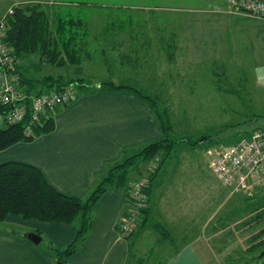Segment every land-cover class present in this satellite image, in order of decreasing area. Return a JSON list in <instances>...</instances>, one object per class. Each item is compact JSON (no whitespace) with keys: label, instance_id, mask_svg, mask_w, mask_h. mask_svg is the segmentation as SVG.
<instances>
[{"label":"crops","instance_id":"obj_1","mask_svg":"<svg viewBox=\"0 0 264 264\" xmlns=\"http://www.w3.org/2000/svg\"><path fill=\"white\" fill-rule=\"evenodd\" d=\"M56 1L0 0V21L12 6L62 4ZM181 1L183 4L184 0ZM206 2L209 10H192L187 18L191 23L187 25L186 32H174V51L164 53L163 58L174 64L176 69L184 67L187 71L184 74L190 77H194L196 70L190 72L187 67L209 65L208 74L215 77L214 71H218V68L239 64L245 54H249L248 58L256 66L255 74L259 76L257 67L260 65L261 76L264 77V18L251 17L236 9L229 10L227 0H202L201 4ZM189 11L185 7L174 9L175 13L182 14ZM131 16L133 20L151 19L150 14ZM233 21L236 23L232 25ZM192 22H198L196 26L202 28L191 29ZM210 22L212 29L207 28ZM121 26L112 23L101 34L88 33L82 49L87 60L101 61L110 76L117 79L122 78L121 74L113 75L111 70L146 69L149 62L157 61L165 50L163 39H153L156 38L154 30H125ZM233 26L241 27L233 30ZM39 63L48 67L41 61ZM60 76L63 77H56ZM75 76L85 80L87 87L75 90L76 99L68 107H58L54 113V131L39 136L33 142H20L0 152V165L16 162L34 166L60 193L87 199L112 167L160 141L163 132L154 110L135 93L108 90L102 85L106 81L86 83L87 78L82 74ZM112 77L109 80L116 85L145 90L140 83H117V79ZM176 85L174 81V87ZM209 148L202 143L197 146L178 144L173 155L161 162L160 170L151 181L147 224L134 236L123 235L119 229L121 219L128 210L127 188L106 192L93 209L90 232L78 251L64 264H128L130 259H136L135 255H142L143 250H148L150 254H163L160 264H226L222 258L227 255L225 252L230 239L223 238L222 229L217 224L221 211L213 210L211 215L212 209L206 212L202 208L205 203H210L214 193L211 192L208 174L211 171L206 155ZM153 164L137 160L130 170L129 182L147 175ZM171 165L172 170L169 169ZM195 195L199 199L198 211L187 205V201ZM227 197L231 199L233 196L230 194ZM171 201L173 212L170 211ZM205 212L208 217L202 219L206 217ZM156 223L170 233L171 241L161 237L154 228ZM77 231V226L10 216L0 223V264H57L56 250L70 245ZM242 231V228L238 229L236 235H242ZM172 232H176V235ZM31 233L41 236L42 242L46 234L52 245L43 248L40 244H34L27 238ZM145 235L148 237L146 239H156L154 249L143 248ZM176 236L182 240L179 245ZM159 246L163 250H157Z\"/></svg>","mask_w":264,"mask_h":264},{"label":"rangeland","instance_id":"obj_2","mask_svg":"<svg viewBox=\"0 0 264 264\" xmlns=\"http://www.w3.org/2000/svg\"><path fill=\"white\" fill-rule=\"evenodd\" d=\"M56 2L62 4H58L55 10L68 19L84 20L88 24L87 31L89 34L96 32L101 34L107 31L112 23L122 25L120 28L125 30L151 29L156 33V38L153 39H163L165 50L160 53V58L157 61L149 62L150 65L146 69L110 71L113 72V75L121 74V79L110 76L109 70L104 67L101 61L91 62L86 59L85 55H83L82 62L84 65L80 68L74 66L64 68L42 66L39 63V57H32L28 61L29 74L32 77L40 79L45 76L62 75L65 80H70L78 77L75 75L82 74L83 77L87 78L86 83L89 81L108 82L111 77L117 79V83L118 81L130 85L140 83L144 86L143 92L156 99L160 111L163 113L167 110L168 120L172 127L171 137L176 141L180 139L191 142L203 140L206 137L217 136L227 128L245 124L258 117H264L262 68L260 65L257 67L260 73L257 76L255 74L256 66L248 58L249 54H245L244 59L239 61V64L232 63L218 68V71H214L215 77L208 74L209 65H202L198 68L187 67L190 72L192 69L196 70L193 72L194 77H190V75L184 74L187 72L184 67L176 69L174 64L172 65L170 61L163 58L164 53L171 54L174 51V32L177 34L185 33L187 25L191 23L187 18H189L192 10H209L207 2L201 4L202 0H184V6L181 0H57ZM183 7L190 11L184 14L174 12V9H182ZM133 14H150L151 19L133 20L131 16ZM197 23L192 22L191 29L202 28V26L197 27ZM234 23L236 21H233L232 25ZM210 24L211 22L208 24V29H212ZM240 25L242 26L243 23ZM241 26H233V30ZM237 40L236 38L235 41ZM243 43L245 42L243 41ZM212 69L215 67L212 66ZM174 81L177 82L175 87ZM79 90L80 88L77 86V91ZM164 118L166 119V117ZM240 138L243 137L231 136L218 140L219 142L214 144L203 142L205 148L210 146L206 152L209 166L211 161L210 156H208L209 152L219 147L236 145ZM201 151L204 153L203 149ZM204 163L208 169L205 158ZM169 169L172 170L173 165ZM208 174L211 192L214 193H212L210 203H205L202 208L206 212L208 209H212L211 215L214 211H221V219L218 220L217 224L222 229L223 238L230 239L225 252L227 255L222 259L226 264H264V257H260L264 253V244L253 250L257 243L264 242V237L257 242L252 241L253 237L264 229V188L256 190L250 196L233 193L217 179L212 170H209ZM230 194L233 196L231 199L227 197ZM187 205L196 210L199 207L197 196L189 199ZM216 206L219 208H215ZM170 211H174L172 201ZM206 212L204 214L206 217H202V219L208 217ZM258 216H260L259 220ZM79 223L78 220L75 226L78 227ZM240 228L243 229L242 235L237 236L236 232ZM173 235H176V232ZM44 236L45 239L40 245L43 248L50 247L52 245L51 239L46 234ZM143 238V248L154 249L156 247V239H146L148 238L146 235ZM175 238L179 245L182 240L177 236ZM68 246L63 250L67 249ZM160 249L163 250V247H157V250ZM141 253L142 255H135L136 259L131 264H138V260L141 258H144V264H160L164 257L163 254H150L148 250H143Z\"/></svg>","mask_w":264,"mask_h":264},{"label":"trees","instance_id":"obj_3","mask_svg":"<svg viewBox=\"0 0 264 264\" xmlns=\"http://www.w3.org/2000/svg\"><path fill=\"white\" fill-rule=\"evenodd\" d=\"M56 6L58 4L40 3L12 6L9 11L13 10V14H9L8 11L0 21V23L2 21L5 22L6 30L3 41L14 59V69L11 73L19 78V88L28 95V98L23 102L28 112H30L33 96L35 98L50 91L59 92L69 87L75 90H77V86L79 88L87 87L85 80L79 78L65 80L61 76H45L37 79L29 74L28 61L32 57H39V61L57 68L66 66L80 67L82 65L84 55L82 49L89 33L87 32L88 24L82 19H68L65 15L55 10ZM20 63L24 67L20 66ZM19 68L20 70H18ZM102 85L112 91H131L147 102L156 114L163 132V138L148 145L139 154L129 158L126 162L112 167L87 199L60 193L47 181L43 173L34 166L16 162L0 165V223L5 222L10 216H17L23 220L58 223L68 226H75L79 220L78 231L73 242L65 250H56L58 262L61 264H64L75 254L84 242L92 228L93 209L106 192L111 189L127 188L129 210L130 186L134 182L147 179L148 186L142 191L146 197L147 206L142 210V217L137 227L139 229L138 232H136V229L128 237L138 234L147 224L151 181L153 176L160 170L161 162L173 155L174 149L178 144L188 143L189 145L197 146L201 141L191 142L186 139L176 141L172 139V127L168 120L167 110L162 113L156 99L143 91L130 86L116 85L113 81L103 82ZM70 104L59 107H68ZM57 109L58 107L47 110L41 116L40 123L33 126L29 135L26 134V128L30 116H27L24 122L18 124L0 123V152L20 142H33L39 136L54 131V113H56ZM10 110L11 107L0 105V117L6 118ZM252 134L236 135L243 137L238 140L237 144L244 139H250ZM218 142L208 143L214 144ZM160 158L161 161H159ZM137 160L155 164L150 166L147 175L130 183V170ZM128 210L124 217L128 214ZM257 218L259 220L260 216ZM154 228L164 240L167 238L170 240V233L162 225L156 223ZM263 237L264 229L253 237L252 241L257 242ZM263 244L264 242L257 243L253 250ZM260 257L263 258L264 255L262 254ZM131 262H133L132 259H130L128 264H131ZM138 262V264H144L143 259H139Z\"/></svg>","mask_w":264,"mask_h":264},{"label":"built area","instance_id":"obj_4","mask_svg":"<svg viewBox=\"0 0 264 264\" xmlns=\"http://www.w3.org/2000/svg\"><path fill=\"white\" fill-rule=\"evenodd\" d=\"M229 10H239L255 18H264V0H227ZM13 14V10L9 11ZM5 22L0 23V105L11 107L6 118L0 117V123L18 124L26 120V134L32 132L34 125L40 123L41 116L47 110L68 105L75 100V89L69 87L56 92L50 91L38 97L33 96L30 112L23 102L28 95L19 88V78L12 74L14 59L10 50L4 44ZM210 167L217 179L233 193L249 195L264 188V130L252 134L250 139H244L239 144L216 148L209 152ZM148 186V180L134 182L129 191L128 214L121 219L120 230L123 235L132 234L138 227L142 210L147 201L143 189Z\"/></svg>","mask_w":264,"mask_h":264},{"label":"water","instance_id":"obj_5","mask_svg":"<svg viewBox=\"0 0 264 264\" xmlns=\"http://www.w3.org/2000/svg\"><path fill=\"white\" fill-rule=\"evenodd\" d=\"M262 130H264V117H258L253 121L247 122L245 124L236 127L227 128L225 131H223L217 136L211 138H204L203 140L200 141V143H203L205 141L215 142L231 136L247 134V133H255L257 131H262ZM27 238L36 245H39L42 242V238L34 233L28 234ZM57 264H61V263L57 262Z\"/></svg>","mask_w":264,"mask_h":264}]
</instances>
